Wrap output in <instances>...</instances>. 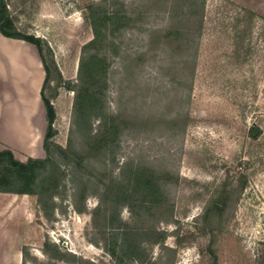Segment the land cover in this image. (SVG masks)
<instances>
[{"label": "rangeland", "instance_id": "rangeland-1", "mask_svg": "<svg viewBox=\"0 0 264 264\" xmlns=\"http://www.w3.org/2000/svg\"><path fill=\"white\" fill-rule=\"evenodd\" d=\"M187 1L8 0L17 28L41 40L45 94L57 113L53 142L72 155L60 159L54 203L0 193V264H264V15L206 0L193 70L185 30L170 39L164 31L190 27ZM115 2L135 15L106 49L97 113L125 124L102 155L90 140L96 113L84 118L66 84L86 89L78 81L93 39L89 6L111 10ZM18 41L27 58L38 55ZM254 125L262 130L256 140ZM46 126L38 144L15 152L17 160L47 158ZM51 152L58 160L55 146ZM137 168L155 185L150 194L137 188ZM114 180L129 185L131 200L105 205L94 221L103 184ZM124 238L129 248L116 257Z\"/></svg>", "mask_w": 264, "mask_h": 264}, {"label": "trees", "instance_id": "trees-1", "mask_svg": "<svg viewBox=\"0 0 264 264\" xmlns=\"http://www.w3.org/2000/svg\"><path fill=\"white\" fill-rule=\"evenodd\" d=\"M118 4L120 3L115 2L111 10L107 7L106 9H103L101 8V5L92 4L89 6V12L86 19L91 25L93 39L84 47V57L82 58L79 67L80 79L78 81V83L81 82V86H84L86 89L79 91V89L75 88L76 86L72 87L70 83L66 84L68 89H71L76 93L75 109L81 111L84 118L91 117L92 112L96 113V117L99 120V126L94 134L92 132L90 133V140L94 147H92V149H95L102 155H106L111 146L117 142L122 129L121 124H125L120 123L116 116L103 115V118H101L97 113L102 107L104 108L105 104V90L107 88L106 63L109 58L108 54H106V49L114 45L110 38L113 37L114 39V37L118 36L121 31L130 28L135 15V12L127 14L126 10L117 7ZM205 5L206 0H188L186 7L184 6L183 9L186 10L190 27L173 28V26H171L164 30L166 31L165 36L168 39L174 35L179 36V34L182 33V30H185L188 35L186 45L189 43L191 47L190 50H187L189 54L186 57L189 64H192L193 70L199 56V45L194 44L193 46L192 39L193 36L197 34L201 36V33L204 30ZM173 8L175 9V7ZM240 9L249 13L251 16H257L246 8L242 7ZM134 22L135 21H133V23ZM0 34L7 39L28 42L37 48L46 74L43 88L41 90V98L45 108V119L47 122V129L43 142V148L47 154V158L36 159L29 157L26 162H21L16 159L14 153L9 149L0 152V193H10L21 196L28 195L31 197L36 196L38 197L41 206H45L48 201L54 203V199L57 195L56 190L60 185L59 176L61 168H59V166L61 167L62 165L60 159H67L69 155H72V150L63 149L60 146L55 145L53 142V139L57 134L55 128L57 113L53 102L45 94L50 73L43 56L41 40L34 35H27L17 28L13 17L9 14L8 0H0ZM261 133L262 130L258 126L254 125L250 129V137L254 140L258 139ZM54 146L56 147L57 159L59 161L56 160L55 155L51 152V148ZM104 163H106V161ZM144 171H146V169H133V180L137 188H141L140 190L147 192L146 194H150L151 192L149 191H151L155 185L153 186L152 182L148 180L149 177H146L147 174ZM124 182L125 180H123L121 184H124ZM103 185V194L99 197L98 208L93 213L95 218L94 221L97 220L96 217L102 212V207L105 205H110L113 202L116 204L119 202L120 198L125 202L131 200L129 185L126 187H119V183L115 180L110 181L108 184L104 183ZM156 190L154 188V191ZM158 192L159 191L154 192L153 195H156ZM116 199L117 201H115ZM144 205L146 207L147 202H144ZM118 228V230L121 231V226ZM127 235L128 238H130L129 240L133 239L132 235L128 232L125 233V238ZM125 238L121 240L120 243L121 254L117 255L115 252L113 253L114 256H121L126 250H128L129 244ZM45 246L47 248L50 247L48 244ZM132 246L134 248H131L130 250H133L132 252L136 253L137 246ZM59 256L61 258L58 259L65 260L60 253H58V257Z\"/></svg>", "mask_w": 264, "mask_h": 264}, {"label": "crops", "instance_id": "crops-1", "mask_svg": "<svg viewBox=\"0 0 264 264\" xmlns=\"http://www.w3.org/2000/svg\"><path fill=\"white\" fill-rule=\"evenodd\" d=\"M230 1L264 15V0ZM18 42L0 34V143L14 154L30 149L32 142L38 144L46 122L41 98L44 67L39 54L30 60L23 51L13 52L11 45Z\"/></svg>", "mask_w": 264, "mask_h": 264}, {"label": "bare ground", "instance_id": "bare-ground-1", "mask_svg": "<svg viewBox=\"0 0 264 264\" xmlns=\"http://www.w3.org/2000/svg\"><path fill=\"white\" fill-rule=\"evenodd\" d=\"M11 46H12V49L11 50L13 52L18 53V55H19V53H21L23 51V49L18 44H12Z\"/></svg>", "mask_w": 264, "mask_h": 264}]
</instances>
